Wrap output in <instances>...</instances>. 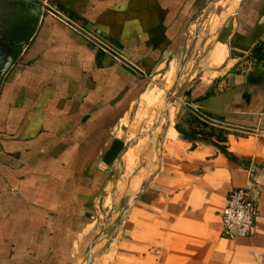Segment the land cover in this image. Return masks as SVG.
I'll return each instance as SVG.
<instances>
[{
	"label": "crops",
	"instance_id": "0c3cea01",
	"mask_svg": "<svg viewBox=\"0 0 264 264\" xmlns=\"http://www.w3.org/2000/svg\"><path fill=\"white\" fill-rule=\"evenodd\" d=\"M208 1L47 0L144 75L42 11L0 84V264H79L98 234L95 217L110 202L111 217L118 196L124 218L114 235H105L113 239L105 251L104 236L95 241L90 264H264V0L240 1L220 31L223 42L209 20L207 61L219 66L228 51L229 70L184 87L185 108L158 140L159 168L147 183L140 171L118 180L122 164L154 155L170 114L130 145L120 141L118 125L137 99L129 137L155 123L177 67L170 64L164 88L144 90L147 74L182 51L188 26ZM210 1L214 8L238 0ZM250 180L262 188L255 232L225 239L226 195Z\"/></svg>",
	"mask_w": 264,
	"mask_h": 264
},
{
	"label": "rangeland",
	"instance_id": "374dc122",
	"mask_svg": "<svg viewBox=\"0 0 264 264\" xmlns=\"http://www.w3.org/2000/svg\"><path fill=\"white\" fill-rule=\"evenodd\" d=\"M225 0H223L224 2ZM241 0L237 1V5L233 6H223L219 7V5H215L213 8L212 1H208L204 10L202 13H200L188 26V29L186 30V36H185V45L183 46L182 51L176 56H166L163 58L154 68L150 71L149 74H147V83L144 88L147 89L156 87L158 88H164L166 86V82L163 78L164 74L168 70L170 64L173 62L177 67V73L173 79V82L171 86L167 89L164 96V104L165 106L161 111H157L155 116V123L148 125H143L139 131L134 134V137L130 138V122L134 119L135 113L138 110V99L136 100V103L134 105L133 110L131 113L128 114V116L125 117L124 120L118 125L116 132L118 131V136L120 137V141L124 144H130L133 142L134 139L138 137L145 136L146 134L150 135L159 125L161 118L164 116V111L166 109V114H170V119L168 121H163L160 124V132L158 131V134L155 136V143L153 152L154 155L149 158L147 161H139L135 160L134 164L130 166L129 168L126 167L125 164H122L120 168V173L124 172L123 176L121 175L119 177V182L125 183V181L130 177L132 174H137V171H140V174L142 175V183H147V181L153 176V174L158 170V159L160 157V137L164 134V131L167 127V122L170 125V123L174 124L175 119L178 118L180 115V107L181 109L185 108L184 104L179 103V95L181 94L182 90L188 83L192 82L196 79H202L204 81L214 79L216 77H219L223 75L225 72H227L230 68V65L232 61L230 60L228 51L226 54V58L224 62L219 66L211 65L207 61V52L205 47V42L208 38H210L209 35H207L206 26L209 22V20H213L214 23H217L218 32L215 34V40L219 41L218 37L220 35V31L223 29L229 18L232 16V14L237 9L239 3ZM220 27V28H219ZM190 31V32H189ZM180 79V80H179ZM170 102L169 110L166 107V103ZM167 105V107H168ZM181 105V106H180ZM184 113V112H183ZM186 113L182 114V116ZM160 120V121H159ZM126 122V125L123 124V122ZM135 142V141H134ZM125 168V169H124ZM123 169V170H122ZM117 175H113L112 178H114ZM116 178V177H115ZM139 190L135 192H128V196H133L138 193ZM134 193V194H133ZM126 194V195H127ZM130 194V195H129ZM133 194V195H132ZM122 199V196H118L116 200V205L114 207V214L110 217L109 212L112 208L111 202L108 206L103 207V214L99 213V217L96 216L95 220L93 221V229H95L96 233H99L100 230H104L105 235H114L118 230V224L122 221L124 218L122 215V205H120V201ZM111 201V200H110ZM106 219V221H104ZM102 239V247L101 249L106 245L108 242V238L104 236ZM118 241V240H117ZM116 245L117 242L113 244L111 249L114 248V251H116ZM110 249V250H111ZM108 254L111 252L108 251ZM115 253V252H114ZM111 261V259H110ZM81 264H85V259L80 260ZM79 263V264H80Z\"/></svg>",
	"mask_w": 264,
	"mask_h": 264
},
{
	"label": "water",
	"instance_id": "95a60500",
	"mask_svg": "<svg viewBox=\"0 0 264 264\" xmlns=\"http://www.w3.org/2000/svg\"><path fill=\"white\" fill-rule=\"evenodd\" d=\"M44 10L54 14L65 23L78 30L80 33H82L91 41L112 54L114 57L130 67L135 72L144 75V72L142 70L136 67L133 63L121 57L113 48L108 46L100 39L96 38L94 35H91L84 31L76 24L64 17L61 13L56 11L54 8L50 7L47 4H44L41 0H0V84L8 70L13 65L14 61L20 56L24 48L29 43L33 33L38 26L42 11ZM169 103L170 102L166 103L165 108H167V105ZM186 106L187 108L198 114L200 117L207 120L206 117H204L194 108L189 105ZM165 116H167L166 109L164 111L163 117ZM168 126L169 124L167 122L166 128H168ZM139 138L140 137L134 139L132 143H134V141H138ZM127 147L128 146H126V148ZM235 161L241 163V161L238 159H236ZM112 213L113 211H111L110 215H112ZM104 221H106V219ZM102 236H105L104 230H101L88 245L85 258L86 264H90L91 262L92 248L95 241ZM112 240V237H109L108 244L111 243ZM106 248L107 245L103 247L101 252L105 251Z\"/></svg>",
	"mask_w": 264,
	"mask_h": 264
},
{
	"label": "built area",
	"instance_id": "2783aa9c",
	"mask_svg": "<svg viewBox=\"0 0 264 264\" xmlns=\"http://www.w3.org/2000/svg\"><path fill=\"white\" fill-rule=\"evenodd\" d=\"M41 1L49 5L47 0ZM261 193L262 188L254 180L228 191L220 211L221 237L232 240L254 234Z\"/></svg>",
	"mask_w": 264,
	"mask_h": 264
},
{
	"label": "trees",
	"instance_id": "16d2710c",
	"mask_svg": "<svg viewBox=\"0 0 264 264\" xmlns=\"http://www.w3.org/2000/svg\"><path fill=\"white\" fill-rule=\"evenodd\" d=\"M223 36H222V34H221V36L219 37V41H222L223 42ZM174 127H175V129L179 132V133H181L183 136H184V138H186V139H188V136H187V134L184 132V131H182L181 129H179L178 127H177V125H174ZM206 141L208 140V139H205ZM208 142H213L211 139H209V141ZM214 143V142H213ZM220 149H221V151L227 156V157H229L231 160H236L237 158L233 155V154H231L230 152H228L226 149H225V147L223 146V145H220Z\"/></svg>",
	"mask_w": 264,
	"mask_h": 264
}]
</instances>
